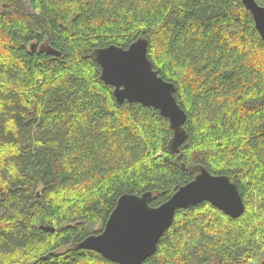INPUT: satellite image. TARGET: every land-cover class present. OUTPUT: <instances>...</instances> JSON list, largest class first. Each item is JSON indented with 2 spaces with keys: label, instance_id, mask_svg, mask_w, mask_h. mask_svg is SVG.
Listing matches in <instances>:
<instances>
[{
  "label": "trees",
  "instance_id": "1",
  "mask_svg": "<svg viewBox=\"0 0 264 264\" xmlns=\"http://www.w3.org/2000/svg\"><path fill=\"white\" fill-rule=\"evenodd\" d=\"M0 5V264H121L77 245L123 194L150 191L160 206L201 166L237 184L245 211L233 218L209 201L177 210L141 264L262 260L264 40L242 0ZM139 38L186 111L179 153L166 116L118 103L101 78L95 51Z\"/></svg>",
  "mask_w": 264,
  "mask_h": 264
},
{
  "label": "water",
  "instance_id": "2",
  "mask_svg": "<svg viewBox=\"0 0 264 264\" xmlns=\"http://www.w3.org/2000/svg\"><path fill=\"white\" fill-rule=\"evenodd\" d=\"M242 1L251 11L264 40V6L256 0ZM37 47L36 43L31 44L33 51ZM44 47L47 52L53 51ZM95 57L101 66V78L114 87L118 103L139 102L153 106L169 119L174 130L171 149L179 153L180 146L188 139L184 128L187 114L175 97V84L154 69L148 57V40L139 38L127 48L117 45L102 47L95 51ZM151 198L150 191L142 195L123 194L104 229L98 234H90L77 247L97 251L117 263L141 264L154 254L177 210L209 201L233 218L245 211L237 184L228 175L213 174L204 166L199 167L193 180L182 185L160 206L152 207ZM259 264H264V257Z\"/></svg>",
  "mask_w": 264,
  "mask_h": 264
},
{
  "label": "rangeland",
  "instance_id": "3",
  "mask_svg": "<svg viewBox=\"0 0 264 264\" xmlns=\"http://www.w3.org/2000/svg\"><path fill=\"white\" fill-rule=\"evenodd\" d=\"M0 7H1V5H0ZM26 7L28 8V10H32V8H31V6L29 5V3L28 2H26ZM99 228V226L98 225H96L95 226V229H98ZM259 259H257V258H250L248 261H247V263L246 264H259Z\"/></svg>",
  "mask_w": 264,
  "mask_h": 264
},
{
  "label": "bare ground",
  "instance_id": "4",
  "mask_svg": "<svg viewBox=\"0 0 264 264\" xmlns=\"http://www.w3.org/2000/svg\"><path fill=\"white\" fill-rule=\"evenodd\" d=\"M60 251H61V249H60Z\"/></svg>",
  "mask_w": 264,
  "mask_h": 264
}]
</instances>
